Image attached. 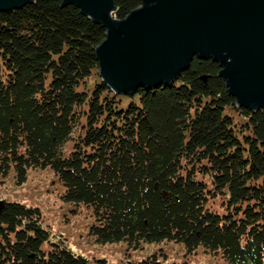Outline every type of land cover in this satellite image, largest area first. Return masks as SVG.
<instances>
[{"label":"trees","instance_id":"1","mask_svg":"<svg viewBox=\"0 0 264 264\" xmlns=\"http://www.w3.org/2000/svg\"><path fill=\"white\" fill-rule=\"evenodd\" d=\"M115 5L124 19L141 0ZM105 36L62 0L0 11L1 174L22 184L49 170L98 242L166 240L218 264H264V107L239 106L219 65L197 57L170 84L115 94L95 55ZM0 264L109 263L51 240L39 208L7 201Z\"/></svg>","mask_w":264,"mask_h":264},{"label":"water","instance_id":"2","mask_svg":"<svg viewBox=\"0 0 264 264\" xmlns=\"http://www.w3.org/2000/svg\"><path fill=\"white\" fill-rule=\"evenodd\" d=\"M33 1L0 0V11ZM67 5L106 29L95 55L115 94L170 84L197 57L219 65L239 106L264 107V0H141L124 19L114 17L115 0H62ZM6 203L0 199V217Z\"/></svg>","mask_w":264,"mask_h":264},{"label":"rangeland","instance_id":"3","mask_svg":"<svg viewBox=\"0 0 264 264\" xmlns=\"http://www.w3.org/2000/svg\"><path fill=\"white\" fill-rule=\"evenodd\" d=\"M90 86L94 82L89 81ZM73 142L65 146L69 152ZM62 187L49 170L32 169L27 180L20 184L14 175L3 176L0 172V198L5 201H18L27 206L40 209L46 228L51 232V240H62L71 250L90 260H106L109 264H118L123 260H142L153 253L166 257L167 264H218L217 257L203 250L188 254L182 243L162 241L143 243L141 247H132L125 242L101 243L91 234V218L84 208L75 212L62 197ZM48 244H46V247ZM164 254V256H163Z\"/></svg>","mask_w":264,"mask_h":264}]
</instances>
